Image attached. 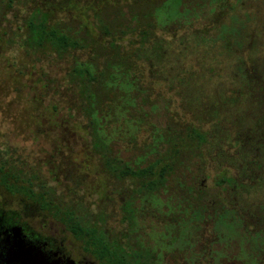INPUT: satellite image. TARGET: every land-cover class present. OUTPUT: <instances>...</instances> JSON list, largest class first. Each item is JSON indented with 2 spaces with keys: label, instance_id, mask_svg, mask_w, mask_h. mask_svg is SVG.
Returning <instances> with one entry per match:
<instances>
[{
  "label": "rangeland",
  "instance_id": "374dc122",
  "mask_svg": "<svg viewBox=\"0 0 264 264\" xmlns=\"http://www.w3.org/2000/svg\"><path fill=\"white\" fill-rule=\"evenodd\" d=\"M45 1L0 0V26L3 25V30L8 32L11 39L8 59L0 62V166L3 164L10 168L9 176L16 175L12 170L14 168L24 176L38 175L39 179L35 180L47 183L53 192L51 196L59 202L72 208L84 202L77 206L78 214L91 219L92 201L101 196L107 197L109 187L115 184L112 175L104 173L107 164L93 148L94 137L97 135L103 145L110 149V158L132 167L152 163L158 155V148H154L162 140L156 131L165 127L166 118L170 115L167 110L174 111L182 101L177 94L180 84L174 83V75L179 76L182 70L195 66L201 77L193 79V86H197L200 95L213 110L217 104H221L222 94L239 86V55L244 49H251L247 56L261 78L258 79V92L245 98L239 108H232L227 120H222L220 129H213V125L209 127L213 120H206V130L210 128L219 138L228 137L231 140L235 136L245 139L251 149L248 151L250 159H258L264 168V131L252 136L254 126L260 115L264 114V0H182L179 5L175 0H112L113 5L102 8L95 6L97 11L93 21L90 18L89 26L83 25L81 16H78L80 12L69 9V1H66L65 12L56 15V18L55 15L50 16L48 27L64 31L82 44L83 38H86V44L92 43L96 38L89 36L92 33L99 36V43H103L114 41L115 35L127 31L117 40L128 48L140 42L129 30H149L150 40L143 42L144 47L137 54L143 73L140 81L154 95L161 93L166 101H158L153 109L142 105L149 116V120L143 123L137 121L140 117L134 115L135 111L129 105L134 104L130 98L138 87L129 83V78H123L119 70L114 71L115 81L108 84L110 92L112 90L111 97L114 98L116 94V100L105 109H97L91 116L87 114L85 109L88 104L80 92L81 82L73 77V70L90 65L92 73L98 72L106 61L104 58H95L85 48L59 52L49 43H45L44 47L27 45L30 36L28 24L35 14L32 11L37 5L45 9L42 6ZM88 1L79 0L80 4ZM214 14L222 17L223 27L212 33L213 36L206 37L208 30H211L210 20ZM157 43L163 45L165 50L162 60L155 61V64L148 61L152 57L148 56V49ZM93 53L99 54L98 51ZM8 63L15 67L17 78L10 75ZM153 64L155 66H151ZM187 90V93H193L196 88ZM56 106L59 111H53ZM92 122L96 124V132L91 126ZM253 140L255 145H251ZM235 153L239 154L238 151ZM248 155L243 157L247 159ZM96 175L103 177L97 179L105 180V185L97 188L93 182ZM1 177L6 179L4 173ZM31 180L32 176L23 177V181ZM124 183L128 184L127 181H118L114 190L121 192ZM168 185L166 190L143 196L137 206L143 209V206L151 204L163 218L173 213L180 218L174 226L175 253L184 252L189 246H197L201 240L209 241L216 236L217 241L211 243L210 258L213 264H241V260H248V264L262 263V259L255 256L261 248L264 249L262 236L255 239L244 237L248 232L243 230L241 221L233 213L226 212L218 217L211 213L206 216V211L195 212L194 207L188 208L180 198V189L174 190V180ZM261 188L258 187L253 195L239 196L240 205L248 208L264 201V185ZM199 203L204 207L208 202ZM99 212L104 211L99 209ZM138 212L141 216L136 218V229H142V216L145 215ZM120 218L114 217L112 221ZM170 228L167 227L168 230ZM149 238L153 239V244H164L152 235ZM196 250L193 247L185 252V257L192 263L196 261ZM239 253L241 256L234 260Z\"/></svg>",
  "mask_w": 264,
  "mask_h": 264
},
{
  "label": "trees",
  "instance_id": "16d2710c",
  "mask_svg": "<svg viewBox=\"0 0 264 264\" xmlns=\"http://www.w3.org/2000/svg\"><path fill=\"white\" fill-rule=\"evenodd\" d=\"M174 2L179 5L182 0H175ZM221 19L222 17L218 14H214L210 20L211 26L209 28L211 30H208V35H203L211 37L213 36L212 33L220 31L223 27ZM48 21L49 17L46 13L37 12L32 15L31 22L28 24L32 44L37 47H44L45 43H49L54 50L59 52L85 48L90 52L98 51L99 54L93 53L95 58L100 56V58L106 60L98 72L92 73L90 65L73 70L74 79L81 82L80 92L88 104L85 110L89 116L93 115L97 109H102L107 105L110 106L116 100V94L114 98L111 97L112 90L110 92L108 84L115 81L116 75L114 71L118 70L123 75V78H129V83L138 87L135 94H132L130 98L134 104H129L135 111L134 115L140 117V120L137 121L143 123L144 120H149V116L143 110L142 105L151 106V109H153L157 106L158 101H166L161 93L154 95L140 81L143 73L137 54L144 47L143 42L147 43L150 40L149 30H129V33L133 34L134 38L140 39V42L132 44L128 48L120 45V41H118L120 36L126 35L127 31L115 35L114 41L98 42L95 45L85 43V45L73 40L66 33H62L61 30L48 27ZM148 28H151V26H148ZM105 33L108 35L107 31ZM107 44H110V46ZM136 45L139 46L135 47ZM95 46L97 47L95 48ZM164 50L163 45L154 44L153 47L148 49V56H152L148 61H161L164 57ZM248 51L251 52V49H244L239 55L240 66H238L239 78L237 79L239 86L227 94H222L221 104H217L213 110L209 108L202 94L200 95L197 86H193L195 85L193 79L201 77L200 71L195 66L191 65L187 69L182 70L179 76L177 74L174 75V83L178 82L180 84V91L177 93L182 100L178 107L180 110L178 108L174 111L167 110L170 115H167L165 127L156 131L159 134L158 137H161L162 140L154 148H158V155L157 159L152 163L145 166L132 167L113 157L110 158L108 156L110 149L103 145L97 135L94 137L95 140H93V148L95 152L101 154L105 159V164L108 166L107 170L112 175L111 179L115 183L118 181L130 182V189L138 191L130 194L131 198L143 197L152 192L166 190L169 186L168 183L174 180V190L180 189L182 194L180 198L184 200L188 208L194 207L195 212L206 211L218 217H221L226 212L233 213L241 221L243 230L248 232L247 235L245 233V235L242 234L244 237L255 239L262 236V241L264 242V201L261 200L256 205L254 204L255 206L248 208L241 206L238 201L241 195L250 196L254 194V191L258 190V187L263 189L261 187L264 185V178L262 177L264 168L258 159L253 157L250 159L248 155L250 153L248 151H251L248 148L249 142L245 139L235 138V136L231 140H228V137H215L216 135L210 131V128L206 130L205 122L206 120H213L209 127L213 125V129H220L222 120H227V114L232 108H239L245 98L254 96L258 92V79L261 78L257 68L251 66V60L247 56ZM190 77L192 78L190 79ZM187 84L192 86H186ZM174 87L177 88L176 86ZM193 87L196 90L193 93H187L189 92L187 89ZM188 108L190 109V114L187 115ZM54 110L59 111L57 106ZM260 117L254 126L252 136H257L258 133L264 131V114L260 115ZM91 126L96 132V124L92 122ZM150 126H153V124ZM156 132L154 133L155 135ZM257 139L255 140L257 141ZM255 140L251 142V145H255ZM236 151L239 154L235 153ZM246 154L249 156L247 159L243 157ZM235 164L238 166L233 168ZM108 171L104 173H108ZM193 182L196 184H193ZM192 199H194V202H191ZM200 201L208 202L207 206H199ZM179 220L180 218L174 216V226ZM74 230L77 233L88 234L85 232L87 228L79 225L74 226ZM215 238L216 236L210 240L211 243L217 241ZM128 244V242L123 243L122 241L115 242L113 247L115 264H128V253L124 249V246H129ZM201 244H203V240H201ZM101 245L104 247L102 253L107 256L109 253L107 250L108 246L105 243H101ZM257 249L258 247L254 251ZM134 254H138V252L136 251ZM240 256L241 253L236 259ZM255 256H259L262 259L261 264L264 263V249L261 248L259 253H255ZM133 264H139V258H135ZM241 264H248V260H241Z\"/></svg>",
  "mask_w": 264,
  "mask_h": 264
},
{
  "label": "flooded vegetation",
  "instance_id": "af4514ba",
  "mask_svg": "<svg viewBox=\"0 0 264 264\" xmlns=\"http://www.w3.org/2000/svg\"><path fill=\"white\" fill-rule=\"evenodd\" d=\"M66 1H69V9L80 12L78 16H81L84 26H89L90 18L93 21L96 8L114 4L112 0H89L85 4H80L79 0H58V2L57 0H46L42 5L45 9L37 5L32 12L46 13L49 18L55 15L56 18L61 15V12H65L64 3ZM62 33L66 32L62 31ZM92 34L89 36L96 38L91 44L98 43L99 36ZM8 36V32L3 30V25L0 26V62L2 63L8 59L7 52L11 42ZM28 38L27 45H31L32 40L30 36ZM82 41L85 44L86 38ZM9 70L10 75L17 78V72L12 64L9 65ZM0 170L6 178L3 180L0 174V264H115L113 247L115 242L121 241L129 243V246H124L128 253V264H133L135 258H139V264L214 263L210 258V240H204L203 244L197 246H189L184 252L175 253L174 213L168 218H163L151 204L143 206V209L138 208L137 205L142 202L143 198L140 196L131 198L130 194L138 191L130 189V182L124 183L123 190L121 189L119 193L118 190H114L117 183L112 187L108 184V196H101L92 201L91 219H88L78 214L79 209H76L82 203L85 204L84 202L77 203L76 208L59 202L51 196L53 192L47 183L36 181L39 179L38 175L24 176L14 168L12 170L16 172V175L9 176L10 168L3 164ZM31 176V181H23V177L31 178ZM97 177L102 176L94 177L93 182L97 188L99 185H105V180L102 181ZM37 187L39 190H36ZM101 187L104 188V186ZM99 209L104 212H99ZM138 211L145 215L142 216L144 217L142 229H136ZM206 213L208 216L209 212ZM118 216H121L119 220L112 221V218ZM77 225L87 228L85 232L88 234L77 233L74 230V226ZM168 226L171 227L170 230L167 229ZM150 235L164 244H153L151 242L153 239L149 238ZM101 243L108 246L107 256L102 253L104 247ZM193 247L197 249L194 263L185 257V252ZM136 251L138 254H134ZM238 255L234 257V260L237 261Z\"/></svg>",
  "mask_w": 264,
  "mask_h": 264
}]
</instances>
